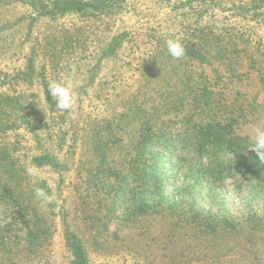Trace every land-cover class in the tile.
<instances>
[{
	"label": "rangeland",
	"instance_id": "obj_1",
	"mask_svg": "<svg viewBox=\"0 0 264 264\" xmlns=\"http://www.w3.org/2000/svg\"><path fill=\"white\" fill-rule=\"evenodd\" d=\"M168 39L184 57L168 54ZM218 39L230 80L213 57L189 54ZM258 69L264 0H0V122L16 124L1 140L19 175L0 185V264H264V179L160 145L137 157L153 123L167 143L182 140L189 114L204 121L190 110L203 86L254 100L240 127L254 136L264 128ZM53 81L72 88V111L47 96Z\"/></svg>",
	"mask_w": 264,
	"mask_h": 264
},
{
	"label": "trees",
	"instance_id": "obj_2",
	"mask_svg": "<svg viewBox=\"0 0 264 264\" xmlns=\"http://www.w3.org/2000/svg\"><path fill=\"white\" fill-rule=\"evenodd\" d=\"M214 42L210 44L199 41L197 42L196 49L190 48L189 54L193 59L200 61V63L208 62V59L213 57L220 64L214 69L217 78L226 80L229 77L230 80V77L233 76V70L231 69V72H229V69L226 66L225 68L222 67V65L226 61L227 63L230 61L229 55L231 50L226 45L220 43L219 39ZM257 72L260 75V80L264 83L263 71L258 69ZM244 74V72L238 70L234 77L237 79L242 77L243 79ZM199 91L194 98L196 106L190 110L192 112L197 110L195 111L198 112L196 114L197 116L204 115V121H198V124L191 122L193 115L192 113L189 114L186 117V123L176 128L182 140L179 142L168 141L167 143H165L166 140L173 139L170 136L166 137L168 131L163 126L148 123L146 127L151 125L152 137L139 141L137 157L139 159L143 158L142 152L146 151L147 148H156L159 145L172 149L193 151L199 159L198 163H201L205 159L207 164H210L209 162L220 164L223 170H226L227 176H231L234 173H245L248 174V179L263 180L264 174L262 170L264 165L258 161L256 153L249 150L251 138L240 132V127L248 123L257 112L258 105L256 102L254 100H248L243 93H237V91L233 92V94L223 93L221 91H208L205 86ZM0 98L7 100L9 97H2L0 94ZM238 98L242 99L238 100ZM0 103H2L1 100ZM175 111H178V109H175ZM14 127H16L15 123L0 122V185L5 186L13 184V182L16 183L18 181L17 177H19L13 171L14 158L10 156L9 152L11 145L1 140L6 137L5 132L9 128ZM154 152L150 154L153 158L159 154V150L156 149ZM225 155L231 156L232 158L227 159L224 157ZM43 158L42 155L32 156L30 163L34 166L40 165L46 161ZM48 161L50 162V160ZM139 174V177L146 178V175L142 172ZM31 226L34 227V224Z\"/></svg>",
	"mask_w": 264,
	"mask_h": 264
},
{
	"label": "clouds",
	"instance_id": "obj_3",
	"mask_svg": "<svg viewBox=\"0 0 264 264\" xmlns=\"http://www.w3.org/2000/svg\"><path fill=\"white\" fill-rule=\"evenodd\" d=\"M166 47L168 54L174 59H180L185 56V47L179 39H168ZM47 96H50L54 101L55 108L62 112L72 111L74 108L75 96L73 90L63 81L49 83L47 86ZM254 131L255 135L251 137L249 150L254 151L258 157V161L264 165V128L257 127ZM26 171L30 176L38 175V170L34 167L28 168ZM35 195L43 202H50L52 199L42 188H37Z\"/></svg>",
	"mask_w": 264,
	"mask_h": 264
}]
</instances>
